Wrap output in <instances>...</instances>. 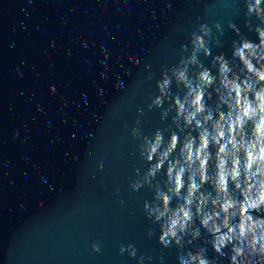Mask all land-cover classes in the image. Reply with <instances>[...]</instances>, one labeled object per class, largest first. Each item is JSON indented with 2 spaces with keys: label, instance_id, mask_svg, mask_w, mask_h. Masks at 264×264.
<instances>
[{
  "label": "water",
  "instance_id": "95a60500",
  "mask_svg": "<svg viewBox=\"0 0 264 264\" xmlns=\"http://www.w3.org/2000/svg\"><path fill=\"white\" fill-rule=\"evenodd\" d=\"M245 12L232 0H0V264H179L143 211L151 189L129 187L147 168L131 128L171 122L170 99L149 105L201 23L222 25L213 55L231 56L230 19L256 40ZM129 243L137 258L119 254Z\"/></svg>",
  "mask_w": 264,
  "mask_h": 264
},
{
  "label": "clouds",
  "instance_id": "9594fccd",
  "mask_svg": "<svg viewBox=\"0 0 264 264\" xmlns=\"http://www.w3.org/2000/svg\"><path fill=\"white\" fill-rule=\"evenodd\" d=\"M232 2L243 3L245 27L256 40L230 19L228 27L238 36L231 41V56L213 55L209 41L223 46L213 33L214 28L222 35V25L201 23L181 45L188 55L171 68L161 66L158 94L149 105L160 109L170 99L161 119L174 113L171 122L150 136L131 128L147 168L142 174L137 170L129 187L151 189L143 211L158 226L159 244L182 250L179 264H264V0ZM201 55L211 57L209 65ZM115 87L123 88V82ZM97 92L103 95V89ZM145 235L151 238L155 229ZM91 248L98 253L101 245ZM137 252L131 243L119 249L130 258ZM151 259L145 253L139 264Z\"/></svg>",
  "mask_w": 264,
  "mask_h": 264
}]
</instances>
